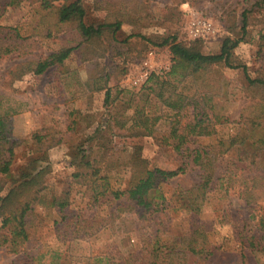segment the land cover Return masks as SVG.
<instances>
[{"label":"trees","instance_id":"trees-1","mask_svg":"<svg viewBox=\"0 0 264 264\" xmlns=\"http://www.w3.org/2000/svg\"><path fill=\"white\" fill-rule=\"evenodd\" d=\"M23 4H32L34 23L31 32L25 34L20 25L8 26L0 19V57L12 52L25 55L36 43L32 37L56 36L68 25L80 34L81 42L63 45L39 58L24 60L15 66L17 72L41 75L54 67L66 96L71 90L68 85L67 90L65 81L71 78L70 84L77 89L84 86L88 94L105 90V108L93 130H87L90 122L81 128L80 140L71 151L73 172L61 190L55 191L45 180L50 164L40 162L47 157L41 152L47 143L45 139L49 138L47 133L39 130L31 136L34 150L29 153L28 162L21 165L19 174L14 176L13 163L20 143L14 135V116L20 110L10 105L2 108L5 95H0V245L21 256L16 264H29V259H35V256L26 250V243L36 224L38 207L60 214L70 205L73 189L81 186L83 193L89 196L91 206L101 208L105 205V213L98 217L80 218L76 227L83 233L80 238L89 232L86 227L92 233L98 232L127 211L151 216L159 210L172 208L193 216L189 227L181 234L170 232L160 222L140 252L125 253L118 246L111 245L95 257V264H191L208 257L216 247L209 239L205 222L198 217L204 206L228 200L232 191L239 192L247 203H251L255 189L264 184V105L261 110L242 111L235 134L220 137L216 142L194 143V137L212 136L217 133L218 125L232 122L222 104V83L213 82L210 78L209 72L214 66L241 69L249 82L248 88L264 91V75L253 78L248 64L236 59L234 49L244 38L227 36L217 53L202 51L205 40L202 37L183 43L176 34L155 35L161 39L157 42L140 30L154 17L150 0H92L94 7L107 6L105 18L100 22L87 20L88 8L84 0H5L0 4V17L7 6L16 9ZM256 6L263 10L264 0H258ZM253 10L249 8L242 12L244 34ZM125 23L132 27L125 41L141 36L153 44L168 45L172 64L165 73L153 72L145 81L149 83L146 90V84L139 90L123 88L113 102L108 103L109 72L91 61L87 66V79L83 80L66 65L65 60L84 41L100 37L103 33H111L116 39V33ZM257 33L264 39L262 30ZM263 54L264 44L258 56L263 57ZM71 98V95L67 97L66 103ZM83 113L81 107H71L67 128L61 136L56 138V131L49 132L52 141L61 142L69 133L71 137L65 140L71 144ZM134 134L153 136L160 145L171 147L179 161L177 167L165 169L151 164L142 155L139 144L132 145L125 160L106 158L113 136ZM92 142H96L97 149ZM51 144L47 143L46 148ZM101 147L105 148L104 152H101ZM192 168L201 171L199 180L191 185L178 186L168 197L164 191L165 182ZM114 169L130 170L126 188L113 183L115 174L109 172ZM245 170L253 173L245 175ZM252 209L250 216L255 219L258 217L257 206H252ZM255 225L256 229L243 236L242 240L251 249L264 252V212Z\"/></svg>","mask_w":264,"mask_h":264},{"label":"rangeland","instance_id":"rangeland-1","mask_svg":"<svg viewBox=\"0 0 264 264\" xmlns=\"http://www.w3.org/2000/svg\"><path fill=\"white\" fill-rule=\"evenodd\" d=\"M84 1L88 8L89 22L104 20L107 6L97 8L92 5V0ZM150 1L154 17L140 28L143 35L152 36L151 38L154 37L157 42H161V39L155 35L176 34L183 43H189L191 40L188 33L189 21L194 15H201L211 19L217 30L214 36L204 40L202 45L204 53L219 52L222 41L227 36L243 37L244 39L234 49L236 59L248 64L253 78L264 75V56H258L264 39L257 33L262 30L264 34V9H257L258 0ZM3 3L5 0H0V4ZM101 3L105 5L104 1ZM249 8L254 10L249 14L247 33L244 34L242 12ZM32 12V4H23L16 9L7 6L0 19L8 26L20 25L22 32L30 34L34 23ZM131 31L132 27L125 23L116 33V39H113L111 33H103L100 37L88 42L84 41L65 60L66 65L75 70L83 80L87 79V66L91 61L103 66L110 74L108 103L113 102L123 88L139 90L146 84L144 88L146 90L149 83L134 85L133 80L151 49L156 50L157 70L164 71L160 74L167 72L165 68L172 64L168 45H156L141 36H133L127 42L126 37ZM31 40H36L31 52L25 55L12 52L0 57V95H5L1 107L7 108L10 105L20 110L14 116V135L20 143L16 147L12 172L17 177L20 166L28 162L29 153L34 150L31 141L33 132L39 130L43 134L47 133L49 139L46 138L45 141L52 144L47 148V143L43 146L44 150L42 149L41 153L44 152L47 157L40 162L50 164L51 168L45 180L55 191H60L74 169L70 165L71 151L80 140V130L89 122L91 125L87 130H93L98 124L105 108L106 91L100 90L88 94L84 86L77 89L74 84H70L72 79L67 78L66 81L64 80L67 90L69 86V90L74 92V95L69 92L66 96L62 92L63 83L59 81V75L54 67L41 75L17 72L15 66L22 61L39 58L63 45H76L81 42L82 37L67 25L56 36L32 37ZM209 74L213 82L222 83V104L232 122L218 125L217 133L212 136L194 137L196 144L216 142L220 137L235 134L241 112L261 110V106L264 105V91L256 87L248 88L249 82L241 69L216 65ZM70 95L72 98L66 103V98ZM71 107H81L85 112L80 116L76 137L70 144L65 139L70 138L71 135L66 133L63 141L53 142L49 132L56 131V138L61 136L67 128L70 118L68 112ZM92 143L97 149L96 142ZM134 144L142 147V155L147 157L151 164L165 169L177 167L179 161L171 147L160 145L153 136L143 134L113 136L106 158L125 160L129 157ZM104 151L105 148L101 147V152ZM109 173L115 174V178L112 179L115 186L127 187L130 178L129 169L125 171L114 169ZM200 173L198 168H192L170 178L164 184L166 195L169 197L178 186L191 185L198 181ZM250 173L253 172L245 170V175ZM83 192V187H75L70 205L60 214L38 207L36 224L32 228L30 240L26 243V250L35 256V259H29V264H95V257L103 254L111 245L118 246L125 253L130 251L138 253L144 242L149 241L148 238L158 223L162 222L170 232L181 234L193 220L190 213L172 208L159 210L151 216L127 211L115 218L112 223L101 227L98 232L92 233L86 227L85 230L89 232L80 238L83 233L76 229L78 220L82 217L92 218L96 215L98 217L105 213V205L101 208L92 207L89 196ZM252 198L251 203H247L244 196L232 191L228 200H218L216 203L204 206L203 212L198 217L205 222L209 230V239L216 249L208 257L192 262L193 264H264V252L251 249L242 240L243 236L256 229L255 222L264 212V184L255 189ZM252 206H257L258 217L255 219L250 216L254 210ZM20 258V255L9 252L6 247L0 245V264H16Z\"/></svg>","mask_w":264,"mask_h":264},{"label":"built area","instance_id":"built-area-1","mask_svg":"<svg viewBox=\"0 0 264 264\" xmlns=\"http://www.w3.org/2000/svg\"><path fill=\"white\" fill-rule=\"evenodd\" d=\"M216 27L214 22L201 15H194L188 24V33L190 38L202 37L207 39L216 34ZM155 53L156 50L151 49L147 58L143 60L137 76L133 80L134 85H140L145 82L153 72H164L162 69L157 70V65L155 64ZM171 66V65H170ZM170 66L165 68V71L170 69Z\"/></svg>","mask_w":264,"mask_h":264}]
</instances>
